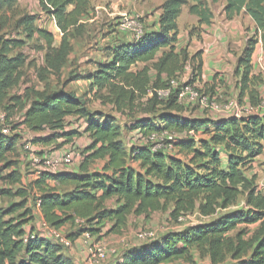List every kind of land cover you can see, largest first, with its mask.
<instances>
[{"label":"trees","instance_id":"1","mask_svg":"<svg viewBox=\"0 0 264 264\" xmlns=\"http://www.w3.org/2000/svg\"><path fill=\"white\" fill-rule=\"evenodd\" d=\"M218 2L166 0L161 6L159 30L147 32L139 41L115 47L112 59L100 64L89 78L97 91L109 90L117 111H133L139 100L147 98L148 113L153 116L136 120L133 127L143 136L194 132L197 138L181 139L175 144L174 153L154 152L143 144L125 147L120 140L121 127L114 118L104 116L101 121L100 113L91 112L85 102L66 91L40 96L30 104L22 124L39 135L34 139L36 144L60 149L83 133L91 143L82 151L83 160L77 170L55 175L43 173L31 185L23 184L18 161L5 164L4 170H10L6 180L22 186L0 193L21 200L8 210L0 209V264H75L64 253L65 248L49 239L36 236L26 241L27 227L35 217L29 207L34 188L41 193L36 202L41 200L42 218L50 226L62 230L68 223L76 225L77 219L85 221L83 226H74L80 228L77 233L67 234L70 239L82 236L84 231L99 238L119 234L131 216L149 218L168 212V219L175 223L196 212L200 218H215L164 234L150 243L135 244L121 255L122 262L113 264H196L193 250L209 264H264V190H259L255 175H247L256 159L264 154V114L192 119L182 116L189 107L178 103L177 90L167 101L160 100L156 92L149 97L152 90L169 88L187 63L193 65L194 71L188 84L202 81L201 52L191 57L186 49L177 48L178 19L188 8L200 25H211V5ZM40 6L62 33L56 48L54 34L38 30L49 49L47 65L55 68L67 59L72 32L89 17L92 2L40 0ZM224 12L228 20L241 13L249 16L264 43V0H226ZM257 36L258 33L249 40L237 70L241 75L239 99L248 94L253 107L261 101L257 88L264 82L261 76L253 74ZM6 53L0 52V93L22 63L20 56L7 59ZM152 72H156L154 79ZM69 117L76 123L85 121L83 133L71 128ZM60 139L62 143L58 144ZM20 148L18 136L6 135L0 129V164L6 163L10 155H18ZM96 161H103L101 170L89 172ZM50 180L58 188L70 190L50 188ZM113 198H117L118 206L106 207V201ZM241 198L245 200V209L219 214L236 206ZM22 210L23 214L14 216ZM256 224L258 227L250 236L238 230L241 225Z\"/></svg>","mask_w":264,"mask_h":264},{"label":"rangeland","instance_id":"2","mask_svg":"<svg viewBox=\"0 0 264 264\" xmlns=\"http://www.w3.org/2000/svg\"><path fill=\"white\" fill-rule=\"evenodd\" d=\"M165 1L166 0H91V14L81 22V27L79 29L72 32L70 37L71 48L67 59L61 65L53 68L47 65L46 57L49 53V49L43 38L39 36L38 30L52 32L56 39L54 44L56 48L60 45L62 33L57 27L55 20L42 11L40 0H16L11 3L0 0V52L6 50L7 59H13L19 56L22 58V63L17 73L6 82V86L3 87L0 93V118L1 116L4 117V121H0L1 131L7 129L10 133L8 135L18 136L21 142L24 138L31 139L35 134L22 124L25 111L30 104L34 100L39 99L40 96L63 90L80 98L85 102L91 112L100 113L102 115L100 118L101 121H104L106 116L114 118L121 127L120 140L125 147L130 148L132 145H138L140 141H138L136 131L133 130L135 121L153 116L148 113L149 107L147 98L139 100L133 111H117L112 104L111 97H109V90L97 91L96 88L92 87L93 83L89 78L91 74L96 72L100 64H105L112 59V51L115 47L127 42V40H129L130 43L134 41L130 39L129 35L118 33L116 25L120 16L126 13L139 17L146 26L148 32H150L151 29L155 28L153 25L157 22L155 21L156 17H158L157 13L159 14L161 6ZM224 2L225 0H219L217 4H210L212 12L214 13V19L216 17L217 21L222 20L224 17ZM97 7L101 9L99 8L98 10ZM188 11V8H184L180 20L181 29L188 30L189 34L193 35L196 40L199 41L201 25L199 23H192L193 19H191L192 17L188 14ZM99 12H106L108 14L107 18H103ZM98 16L99 18L97 19ZM150 16L154 18L153 21H149ZM25 21L30 25L28 24L27 26L24 24L23 22ZM151 23L153 25H151ZM243 24L246 25L244 19ZM254 37L255 36H253V38ZM187 49L188 48H186V50ZM188 54L191 57L195 55L189 52ZM142 67V65H139V68ZM193 74V65L187 63L176 81L180 85L188 83L191 81ZM151 76L154 79L156 77V72H152ZM262 84H264V82ZM197 86H199V84H197ZM213 91L212 89L206 90L208 94L215 95ZM152 96L153 95H149V97ZM230 99L239 102L238 98ZM219 100L223 101L225 99L219 97ZM186 107H189L187 110L188 112L182 114L183 117L192 119L197 117H213L211 112L202 110L198 106ZM72 120L73 117L68 118L69 124L73 125L71 128L78 131L81 130L80 123L73 122ZM81 122L85 124L84 120H81ZM84 130L82 131L84 132ZM88 137V135L83 133V135L75 139V142L78 144V153H82L84 147L89 143ZM59 143H62L61 139L58 144ZM32 144L39 157L49 156L65 148L64 146L60 149H56L57 147L55 145L42 146L36 144L34 140ZM16 161L19 162L18 166L23 177L24 185H31L34 181L38 180L39 176L37 172L39 171V165L34 161L30 153L24 152V150L20 148L18 155H10L6 163L0 164V193L7 189L16 191L22 186L20 184H12L6 180V176L10 170H4L5 164L15 163ZM103 164V161H96L90 165L89 172L101 170ZM77 169L78 164H74V166L69 167L68 170L63 168L62 171H50L49 174L55 175L60 172H72ZM247 175L250 178L255 175L257 177L256 184L259 190H264V154L256 159L251 169L247 171ZM49 185L50 188H58V185L53 180H50ZM58 189H60L61 192H68L70 190V188L61 187ZM40 194L39 190L34 188L29 200V207L32 210V215L34 214L35 216L33 223L27 227V230L30 229L29 232L35 231L39 233L37 222H41L42 212L37 207L36 199ZM20 201L21 200L18 198L13 199L0 195V209L8 210ZM117 206V198L106 201V207L108 208H115ZM245 207V200L241 198L236 206L226 211H220L219 214L243 210ZM23 212L24 210L19 211L14 216L18 217L20 214H23ZM168 214V212H160L149 218L131 216L129 217L127 226L121 233H112L101 238L98 237V239H103L111 247L118 250V255L114 257L111 256L104 264L114 263L124 252L132 248L135 244H138L136 237L141 231L151 230L156 232L158 237H160L170 232L184 230L192 224L200 222L207 223L215 219L200 218L196 212L187 216L183 222L175 223L168 219ZM74 226L76 225L68 223L62 228V231L68 234L74 229H80ZM257 227L258 224L241 225L238 230L246 231L248 236H250ZM192 255L196 264H209V261L206 258H201L195 250L192 251ZM169 264L192 263L177 261Z\"/></svg>","mask_w":264,"mask_h":264},{"label":"built area","instance_id":"3","mask_svg":"<svg viewBox=\"0 0 264 264\" xmlns=\"http://www.w3.org/2000/svg\"><path fill=\"white\" fill-rule=\"evenodd\" d=\"M116 26L118 33L127 34L130 39L134 41H139L148 32L146 26L142 23L139 17L126 13L120 16ZM176 90L179 104L183 106H198L200 109L211 112L213 115H221L222 118H240L248 115L264 114V94H262L261 101L258 106H243L233 99L221 101L219 100L218 95L207 94L203 88L197 86V84L189 85L188 83H184L180 85L176 79L170 82L169 88L164 90H152L149 93L150 95H153V92H156L160 100L167 101ZM0 121H4L3 116H1ZM84 127L85 124L80 122V133L85 129ZM2 132L6 135L10 134L7 129H4ZM136 134L138 141H140L138 145H148L154 152L163 151L170 154L175 152V144L181 139L197 138L194 132L184 134L162 132L160 134L153 133L148 136H143L139 131H136ZM37 136L39 135L35 134L31 139L24 138L21 144L24 152L30 153L34 158V161L39 165V171L37 172L38 176H41L43 173H49L50 171H62L63 168L68 170V168L74 166V164L79 165L82 162V153H78V144L75 141L72 144L65 146V148L59 152L46 157H39L32 144L33 140ZM88 142L89 143L86 147L91 143L90 140ZM86 147H84V149ZM36 204L38 209L41 210V200L38 199ZM41 219V222L38 223L39 233L28 232L26 241L28 239H34L36 236H40L41 238L49 239L55 242L65 249L73 248L74 244L67 234H65L61 229H56L50 226L43 218ZM184 220L185 218H181L179 222H183ZM76 225L83 226L85 225V221L77 219ZM136 238L138 244H144L156 240L158 235L154 231L147 230L139 232ZM82 241L84 250L88 255L89 264H104L111 256L114 257L118 255V250L116 248L111 247L103 239L94 237L89 231H84L82 233ZM115 262H122V258L120 257Z\"/></svg>","mask_w":264,"mask_h":264},{"label":"crops","instance_id":"4","mask_svg":"<svg viewBox=\"0 0 264 264\" xmlns=\"http://www.w3.org/2000/svg\"><path fill=\"white\" fill-rule=\"evenodd\" d=\"M225 6L226 0L224 2V8ZM99 8L100 7H97L98 10ZM183 12L181 16L183 15ZM99 14H101L105 19L108 15L106 12H99ZM161 14L162 10H160L159 14L157 13L158 17H156L155 21L157 22H155V25L151 23V25L155 26V28L151 29L150 32L159 30ZM181 16L178 19L180 34L177 48L178 50L188 48V52L192 54L201 52L203 61L201 76L202 81L198 84L205 92L208 89H212L214 90V94L218 95L221 99L226 100L230 98H238V100H240L241 75L237 73L238 63L240 58L243 56L249 40L257 33L259 42L256 45L255 52L252 57L253 74L261 76V78L264 79V43L261 40V32H257L254 21L249 16L241 13L239 16L228 20L224 13L223 19L219 21H217L215 17L211 25H201L199 41H197L193 35H190L188 30L186 31L185 29H181ZM190 16L192 17L191 19H193L192 23L198 24V18H195L193 15ZM243 19L245 20L246 25L243 24ZM153 20L154 18L150 16L149 21ZM124 43L127 44L130 42L127 40V42ZM213 85L215 88H212ZM257 90L259 91L261 97L262 94H264V84H260ZM240 101L243 106L250 105L248 94H246ZM220 117L222 116L213 115V118ZM29 231L30 229L27 230V232ZM72 232L77 233V230L74 229ZM71 239L74 246L72 249L64 250V253L69 258L73 259L75 264H89L88 255L84 250L82 236H75ZM111 264H113V262Z\"/></svg>","mask_w":264,"mask_h":264}]
</instances>
